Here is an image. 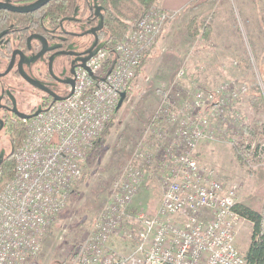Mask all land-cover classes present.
<instances>
[{"label": "built area", "instance_id": "1", "mask_svg": "<svg viewBox=\"0 0 264 264\" xmlns=\"http://www.w3.org/2000/svg\"><path fill=\"white\" fill-rule=\"evenodd\" d=\"M171 16L163 9L145 13L112 51L101 49L87 69H79L64 99L24 121L12 174L0 165V264H27L40 254L46 230L82 177L88 152L118 112L121 94L128 97ZM183 75L180 70L178 77ZM248 91L235 80L212 93L197 91L191 108H209L197 119L178 111L169 93L162 97L147 129L153 142H139L122 167L77 264H247L237 246L242 217L235 209L236 188L225 187L195 153L202 141L215 140L212 118L224 119ZM147 170L163 188L153 214L133 209ZM125 228L129 252L107 250L106 238Z\"/></svg>", "mask_w": 264, "mask_h": 264}, {"label": "rangeland", "instance_id": "2", "mask_svg": "<svg viewBox=\"0 0 264 264\" xmlns=\"http://www.w3.org/2000/svg\"><path fill=\"white\" fill-rule=\"evenodd\" d=\"M187 1L157 0L145 12L163 9L172 16L137 74L129 98L112 119L108 132L103 135L104 129L99 136L101 143L88 152L82 177L64 210L46 230L40 254L27 264H77L93 238L122 167L139 142H153L147 129L166 93L186 118L197 119V115L209 112L208 104L191 108L197 91L212 93L232 80L247 85V94L227 108L224 119L212 118L215 140L202 141L195 154L201 166L212 171L225 187L236 188L238 204L264 214V153L254 159L255 148L264 147V134L261 130L245 133L247 127L264 125V0ZM192 17L211 27L207 37L189 36L187 25ZM180 70L184 75L178 77ZM237 141L249 147L248 165L235 155L233 143ZM162 198L160 181L153 173L144 172L133 209H148L153 214ZM251 231L252 223L242 217L237 231L242 254L250 243ZM126 232L127 228L112 232L106 238L107 250L129 252Z\"/></svg>", "mask_w": 264, "mask_h": 264}, {"label": "flooded vegetation", "instance_id": "3", "mask_svg": "<svg viewBox=\"0 0 264 264\" xmlns=\"http://www.w3.org/2000/svg\"><path fill=\"white\" fill-rule=\"evenodd\" d=\"M129 1L0 0L1 165L21 143L24 121L65 98L87 58L112 48L110 26Z\"/></svg>", "mask_w": 264, "mask_h": 264}, {"label": "trees", "instance_id": "4", "mask_svg": "<svg viewBox=\"0 0 264 264\" xmlns=\"http://www.w3.org/2000/svg\"><path fill=\"white\" fill-rule=\"evenodd\" d=\"M156 1L157 0H130L125 7L121 9L118 24H111L110 26L115 36V42L112 48L107 50L112 51L115 45L122 40L125 32L133 28L137 21L154 5V3H156ZM187 29L189 36L193 38L198 36L207 37L211 32V27L207 25L206 22L198 21L197 17H192L189 20ZM127 98H129V94ZM111 123L112 121L106 125L103 135L108 132ZM252 130L254 133L255 131L261 130V133L263 132L264 134V125L256 124L247 127L245 133L251 134ZM23 137L24 132H22L21 140ZM99 143L101 142H96V144ZM233 150L238 160L248 165V162L250 161L249 156L251 155L249 147L245 148L242 142L237 141L233 143ZM262 153H264V147L258 146L255 148L256 157ZM3 166L7 169L8 175H11L13 172L11 159L6 161ZM235 209L241 217L248 219L252 223L250 243L244 254L247 264H264V214L254 210L246 204H237Z\"/></svg>", "mask_w": 264, "mask_h": 264}, {"label": "water", "instance_id": "5", "mask_svg": "<svg viewBox=\"0 0 264 264\" xmlns=\"http://www.w3.org/2000/svg\"><path fill=\"white\" fill-rule=\"evenodd\" d=\"M2 7H3V5L0 4V8H2ZM98 50H100V49H98ZM91 57H92V56L88 57V58H87V61H88ZM114 64H115V61H114V63H113V66H114ZM113 66H112V68H113ZM83 67L87 69L86 64H85ZM112 68H111V70H112ZM111 70H110V72H111ZM91 75H92V73H91ZM92 76H93V75H92ZM93 77H94V76H93ZM126 97H127L126 92H123V93L121 94V98H120L119 104H118V106H117V110H120V109H121L122 105L124 104V102H125V100H126ZM63 98H64V97H58L56 100H62ZM0 165H1V162H0Z\"/></svg>", "mask_w": 264, "mask_h": 264}, {"label": "crops", "instance_id": "6", "mask_svg": "<svg viewBox=\"0 0 264 264\" xmlns=\"http://www.w3.org/2000/svg\"><path fill=\"white\" fill-rule=\"evenodd\" d=\"M186 1V0H185ZM190 0H188L187 2H189ZM186 3V2H185ZM152 52L153 51H151V53L149 54V56L148 57H150L151 56V54H152ZM148 59V58H147ZM145 173H147L148 175L149 174H151V173H153L151 170H147V172H145ZM153 175H155V177L158 179V176H157V174H155V173H153ZM159 180V179H158ZM144 182V181H143ZM148 205H149V203H147ZM157 208V207H156ZM156 208H155V211H156ZM147 209V208H146ZM147 211H148V209H147ZM148 213H150V211H148ZM127 244V243H126ZM125 244V245H126ZM117 247H120V246H117ZM248 248V247H247ZM127 249V248H126ZM129 249V248H128ZM119 251L118 252H120V253H124L123 251H120L121 250V248L120 249H118Z\"/></svg>", "mask_w": 264, "mask_h": 264}]
</instances>
